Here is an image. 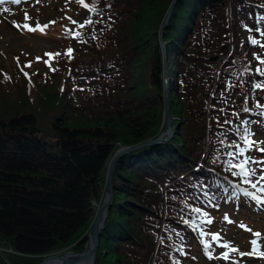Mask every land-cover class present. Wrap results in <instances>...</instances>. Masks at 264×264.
<instances>
[{
  "label": "trees",
  "instance_id": "16d2710c",
  "mask_svg": "<svg viewBox=\"0 0 264 264\" xmlns=\"http://www.w3.org/2000/svg\"><path fill=\"white\" fill-rule=\"evenodd\" d=\"M219 1L222 5V0H177L161 35L169 40L167 51L179 56V68L175 77L186 75L187 72L190 76L191 69L194 68L199 69L195 73L197 76L202 68H205L200 77L187 81L184 79V82L190 85L201 84L202 86L201 89L194 88L197 100L193 103V109L189 111L191 118L197 121L196 130L188 135L182 134L180 130L185 131L186 128L182 129L180 125L185 120L177 119L178 121H173L176 124L173 126L177 130L168 141L144 146L121 155L114 169L115 177L113 178L120 177L127 183L130 179L138 180V178L150 181V186L154 187V190L151 194L148 192L146 194L153 197L150 204L156 210L164 206L163 200L154 199L158 188L169 194L173 202L166 207L165 213L171 217L162 219L164 224L160 225L155 224L154 221L145 222L131 218L129 211V217L121 219L119 212L127 214L129 204L137 205L124 202L120 198L114 202L115 197L122 193L127 197L135 196L139 190L130 184L121 187L117 180L113 179V187L121 192L115 196L113 194V202L108 209L94 264H103L100 262L101 242L104 247L110 249V252H122L121 241L132 242L130 245L134 249L123 251V255L118 260L123 264H148L146 254L141 253L140 249L152 251L157 244L159 245L157 252L163 254L172 264H184L180 249L187 255L184 247L192 243L199 245L201 252L203 249L208 251L209 256L202 252V257L208 264H214V262L224 264L214 257L215 249L219 246L218 242L215 244L212 240L206 248L198 241V238L201 242L206 239V234L200 230V225L205 224L207 220H200L197 214H205L207 209L209 211L227 209L234 217L242 213L247 218L256 219V224L264 225V211L256 210L254 200L244 194L235 184L234 179L228 178L225 171H229L232 173L231 176L235 177L236 175H233L235 168H232V171L229 169L227 162L231 161V157L224 153L225 150H230V146L221 143L227 139L226 137H231L240 143L239 138L244 136L245 130L253 134L264 133V116L256 113L250 106L253 101L256 105H264L259 99L262 96L250 93L248 97H242L243 90L252 89L251 82L248 80L252 77L248 79L238 77L241 66L233 63L234 58H228L219 64L210 60H197L192 63L193 59H189L190 55L186 54V52L191 53L192 48H200L206 51V56H209L226 52L231 47L232 39L226 37L222 39L216 24L213 30L203 33L204 36L200 34L205 29L204 21L221 20L216 14L213 17L210 16V11ZM172 2L173 0H124L117 4L116 0H96L95 9L97 10L94 15L95 18L98 17L97 20L101 19L99 24L102 27L116 22L115 30L124 27V30L133 29L134 34L132 33L129 37L118 32L106 37L98 32V28H94L86 37L88 40L85 45L82 42L84 38H80V45L84 46L83 50L92 59L87 63L72 62L71 66L66 68V74L69 71L72 77L90 83L105 79L108 80V86L122 85L120 81L122 65L132 61L138 53L151 49L154 58L158 59V53L161 51L158 31L167 19V12ZM235 2V10H231L230 16H232L231 19L238 21V28L253 29L256 33L264 32V19H262L264 7L250 0H235ZM123 4L126 5L127 10H119V6ZM116 8L115 14L109 16L105 22L103 18L106 15L103 13ZM148 11L151 12L150 17L147 16ZM117 15L123 16L117 20ZM91 19L94 18L91 17ZM257 28L260 29L259 32L256 31ZM118 35L129 39L125 47L122 46L110 57L108 55L110 47H116L118 42L120 43ZM215 37L221 41L217 48H212L209 43ZM223 40L227 43L225 44ZM255 40L258 41V39ZM233 43L235 44L234 41ZM98 53H102L103 56ZM242 57L248 70L263 78L262 74L256 71L257 68L261 69L263 64L250 62L244 56ZM188 62L192 64L188 66ZM221 66L225 69L228 67L233 69L231 72L225 70L222 77L224 83L229 86L228 93L236 94L233 98L228 97L220 101L222 110H233L235 114L238 110L237 115L240 113L234 120L227 119L231 121L227 131L215 128L214 124L208 123L206 113H202L207 105H213V99L207 98L208 84L211 83L210 79H213V73H216ZM153 71L154 76L150 79L139 72L134 76L130 72L129 76L139 85L151 83L155 87H160L162 82L156 77L161 70L155 62ZM205 77L207 81L204 83ZM183 78L177 80L181 82ZM0 79H2L1 85L18 81L12 78L3 80L0 77ZM23 82L28 87L27 83ZM40 94L46 102H50L49 107H52L46 115L49 125L44 129L39 125V117L30 112V102L26 97L23 98L22 94L12 95L13 97L5 94L0 97L2 112L0 115V253H5L3 262L0 260V264L26 262L40 264L39 256H47L49 255L47 253L58 243L65 244L70 241L80 229L86 227L89 221L90 211L88 210L91 199L101 193L98 183L100 180L102 182L103 178L101 179L98 172L112 150L122 145L134 146L154 137L162 124L164 110L154 112V109H157L154 107L155 102L157 99L163 102L162 97L150 92L136 95L130 90L128 95L125 94L124 112L135 120L140 118L143 125V127L126 125L129 128L126 130H129L132 136L128 142L117 137L118 129L114 122L105 125L87 124L88 126L83 127L82 125L72 126V122L68 125L64 118L66 110L61 106L56 107L57 100L52 99L51 92L43 86ZM39 103L42 105V102ZM77 105L75 109L73 108L70 118L75 112L87 111L89 107H98L91 103ZM131 105L134 106L132 109L129 107ZM40 112L45 115V111ZM135 124L141 123L136 121ZM58 130L57 135H50ZM85 133L88 136L77 138L79 134ZM214 144H221L218 148L223 153L220 158L213 153ZM122 169L124 172L121 171ZM128 170L130 175H126ZM197 208L201 211L197 212L195 210ZM180 217L189 219L198 233L195 234L188 224L181 222L185 219ZM229 219L231 220L230 217ZM241 224L232 221L226 225L225 238L233 241L236 237L251 233L247 230L248 225L243 224L247 227L242 228ZM237 228L242 235L232 233ZM159 232L166 236H160ZM138 238L142 239L138 240ZM146 245L150 248L148 249ZM29 256H33L32 259L26 260L25 257Z\"/></svg>",
  "mask_w": 264,
  "mask_h": 264
},
{
  "label": "rangeland",
  "instance_id": "374dc122",
  "mask_svg": "<svg viewBox=\"0 0 264 264\" xmlns=\"http://www.w3.org/2000/svg\"><path fill=\"white\" fill-rule=\"evenodd\" d=\"M96 1V0H95ZM124 0H116L117 4L122 2ZM256 4L261 5L264 7V0H257L252 1ZM85 3L92 5L93 0H84ZM235 0H222V5L216 2V5L212 8V11H210V16L213 17L215 14L216 16H219L221 20H218V22H207L204 21L203 31L200 32V34H205L207 31H211L214 28V24H216L219 27V32L221 34V38L223 37L232 39V45L227 49L226 52L220 53V54H212L209 56H206V51L204 49L200 48H192L190 49L191 53L186 52L189 56V59H193L191 62H196L197 60H210V61H216V63H221L223 60H228V58H234L233 63L234 64H240L241 66V73L239 74V78L244 77L248 79V77H252L251 79H248L251 82L252 89H246L243 90L242 97H248V95L251 93L253 94H260L262 97L259 98L264 103V87L256 88V84L264 85V64L262 65L261 73L263 78L258 76L256 73L251 72L248 70V68L244 65L243 57L248 59L250 62H256L259 64H262L260 60H264V32L260 31L259 33L254 32L253 29L250 30H242L239 29L237 24L238 21H235L232 18L231 10H235ZM0 8H7L9 9L8 12L0 11V77L3 78V80L7 79H17L18 81L13 82L12 84H5L1 85L0 82V97H3L5 94L8 96L22 94L23 98L26 97V99L30 102V112L35 113L39 119V125L44 127L48 126V121L46 118V115L48 114V110L52 109L50 106V102H46L44 97L40 94L42 91V87L44 86L47 88L51 94L52 99H56L57 102L55 103L56 107L61 106L66 111L64 113L65 122L70 125V122H72V126L76 125H82L85 126L87 124L89 125H105L107 123H116V128L118 129V138H123L127 142L131 140L132 136L128 127H126L127 124H130L132 126L138 125V127H143L142 121L140 118H134L128 117V115L124 112L123 108L126 106L124 104V97L125 94L128 95V92L130 90L134 91L136 95H139L144 92H150L152 94H156L157 96H161L163 102H160L158 99L155 102V106L157 109H154L155 113H158L161 110H164L167 106L169 107V114L173 116V121H178L177 119L182 118L185 120L183 124H181V128H186L185 131L180 132L182 134H190L192 131L196 130L197 124H195L197 121L191 118V112L190 109H193V103H196L197 97L195 96L194 88H202L201 84H194L190 85V83H185L184 79L191 80L200 77L201 73L205 70V68H202L201 73L197 76H195V73L199 71L198 68L191 69V75L189 76V73L187 72L186 75H179L176 76L177 70L179 68L178 62H179V56L175 53H172L171 51H167V44L169 40L164 36H161V29L163 27V23L159 28V37L161 42V51L158 53V59L156 60L154 58L153 52L151 49H147L145 52L138 53L134 59L130 62H127L126 64L122 65V74L120 76V81L122 85L120 86H108V80L100 79L93 83L85 82L84 80H78L76 77H72L70 75V72L66 74V68L68 66H71L72 62H78V63H87L92 57L86 53L83 49L84 46L80 45L81 41L80 38H84V45L86 44V37L90 35V32L92 30L97 29L98 32L103 36H110L113 33L118 34V32L122 35L131 36L133 32V29L131 30H124V27H120L119 30L114 29L113 23L107 27H102L100 23V20H97L98 17L95 18V9L94 11H89L88 9H85L80 3H78V0H21V3L19 4H10L5 3L4 5H0ZM127 10L126 5H120L119 10ZM117 8L111 11H108L106 13H103L106 15L103 20L106 22L107 18L113 14H115ZM232 10V11H234ZM169 11V9H168ZM25 13H27L30 17L27 21H25ZM203 13V12H202ZM168 14V12H167ZM124 15V14H123ZM123 15H117V20L121 19ZM100 16V14L98 15ZM148 17L151 16V12L148 11L147 14ZM209 16V17H210ZM242 16V15H241ZM75 20L79 23L84 22L86 19L93 17L94 19H91L93 23L86 25L84 28H79L78 25H74L71 20ZM243 17V16H242ZM200 18V16H199ZM211 19V18H210ZM97 20V21H96ZM49 21H55V23H49ZM201 21V20H200ZM20 25V27L14 26V23ZM36 22H39L40 24H47L48 27L44 29L43 31L36 30V31H27L23 28V24L27 23L29 25L35 26ZM199 23V22H198ZM93 28V29H90ZM164 28V27H163ZM65 29L79 32V37H74L70 32H66ZM163 30V29H162ZM223 33V34H222ZM203 34V36H204ZM118 45L116 47H110L109 50V56L112 57L122 46L125 47L126 41L129 39L128 37H123L121 35L117 36ZM253 39H258L259 44H253L251 41ZM221 39L215 37L213 38L209 44H211L212 48H217L219 46ZM225 44L227 43L225 40H223ZM235 42V44L233 43ZM207 44V45H209ZM244 46V47H243ZM249 47L251 49H249ZM71 48L73 51L71 53V56H69L66 53V50ZM164 49V50H163ZM128 50V49H126ZM168 52L170 54H168ZM47 53H59V55L54 56V58L50 59L46 54ZM99 55L103 56L102 53H98ZM259 56L260 59L258 60L256 57ZM40 58L39 60L37 58ZM88 58V60H87ZM45 61H48V63H45ZM154 62L158 66V68L161 70V73L158 77H156L158 80H161L160 87H155L151 85V83L147 85H139V83L136 80L131 79L130 72H132V76H134L137 72L144 76H148V79H150L153 75V67ZM188 62L187 65L190 66L192 63ZM31 64V67H26V65ZM243 67V68H242ZM23 69V71H22ZM156 69V68H155ZM227 70V72H231L233 69L231 67H228L225 69L223 66L220 67V69L213 73V79L211 80V83L208 84L209 86V93L207 98L213 99V105L206 106L202 113H206V118L208 123L214 124L215 128H221L222 130H229V123H225L227 119H235L237 118L240 113L237 110V113L229 111V110H222V103H220L221 100L224 98L231 97L233 98L236 96V94L228 93L227 88L229 86L224 83L222 73ZM24 73H27L28 75L25 76ZM246 73V74H245ZM194 76V77H193ZM255 76V77H254ZM7 77V78H6ZM184 77V78H183ZM20 78V79H18ZM180 78V80L183 78L181 82H179L177 79ZM2 81V79H0ZM25 81L28 85H24ZM207 81V78L205 77L204 83ZM20 82V83H19ZM19 83L18 86H16ZM235 87V86H234ZM237 87V85H236ZM27 88V89H26ZM27 90V91H26ZM191 94V98H190ZM153 96V95H152ZM13 97V96H12ZM118 97V98H117ZM120 97V98H119ZM257 99V98H255ZM39 102H42V105H40ZM81 103H91L95 104L98 107H89V110L87 111H79L73 113L72 117L70 118L73 108L75 109L77 104ZM217 104V105H214ZM220 104V105H219ZM252 109L258 113L264 116V107H258L254 101L250 105ZM130 109H132L134 106H129ZM1 110V109H0ZM45 111V115H43L40 111ZM78 111V110H77ZM161 113V112H160ZM40 114V115H39ZM0 115H2V112L0 111ZM45 118L43 119V117ZM132 115V114H129ZM126 116V117H124ZM163 116V113H162ZM138 121L139 124H135V122ZM206 121V122H207ZM178 124V122H177ZM176 124L172 123L173 129L176 131L177 128L173 126ZM88 126V125H87ZM62 127V126H60ZM165 128V125L163 129ZM172 129V128H171ZM169 130L173 133L172 130ZM50 134V135H57ZM163 132V130H162ZM178 132V131H177ZM194 134V133H192ZM156 134L154 137L150 138L153 139L157 137ZM167 135V134H166ZM82 136H88V134H79L77 138H82ZM191 135L189 136V138ZM206 139V134L204 135ZM243 136H240L238 143L235 139L226 137L227 139L224 140V145L230 146V150H225L224 153L227 154V152H235V145H233V141H235V144H239L241 147H245L243 140ZM209 139V137L207 136ZM251 139L257 142H264V133H258L253 134L251 136ZM161 143V142H158ZM153 143V144H158ZM127 145H122V147ZM221 144L219 145H213V153L220 158V156L223 154L222 150L218 149L220 148ZM264 147V143H258L254 145L252 148L248 149L244 153V157L235 156L231 157L230 160L232 163H237L239 160L251 157L253 160H261L264 161V153L257 151V148ZM121 146L116 149H113L110 155L108 156V159L104 163V165L99 170V174L101 176V180L99 181L98 185H100V195L94 197L91 199L89 210L90 211V218L85 228L80 229L75 236L68 241L65 244L58 243L55 245L47 254V256H39L41 259L40 263L46 259L48 256H55L59 254H65L67 252H72L75 254H81L84 251V246H86L88 242V238L86 234L89 233L96 215L98 213V210L102 203L105 201V195L107 190V180H108V174L109 169L111 166V163L113 161V158L116 154H118V151L120 150ZM120 152V151H119ZM125 154V153H123ZM122 154V155H123ZM121 157V155L116 159L114 164V169L117 160ZM230 157V156H229ZM249 168L254 169L256 172L255 177H249L250 180H255L259 177L261 173L262 166L257 165L255 163L249 164ZM116 171L117 168H116ZM124 172V169L121 170ZM126 171V170H125ZM232 171V169H231ZM238 171V169H235L233 172ZM126 175H130L129 170L127 171ZM227 173L228 178L234 179L235 184L240 186H247L250 189H253L249 184L243 183L241 176L236 175L235 177H232L229 171H225ZM224 176H226L224 174ZM226 176V177H227ZM115 177V176H113ZM116 179L117 182L121 187H124L125 185H131L132 187L139 190L137 195L132 196H125V194L122 193V195H117L118 197H115L114 202H117V198H120V200L124 202H130L137 206H131L129 204V209L127 211V214H121L122 212H119L120 218L126 219L129 217L128 212L130 211L131 218L138 219L140 221L145 222H151L154 221L155 224H164L162 222V219L170 218V215H167L166 207L170 205L173 201L170 200L171 197L166 192H162L161 188H158L157 196L154 198L155 200H163L164 206L163 208L156 210L154 209V206L150 204V200L153 198L151 195H147L146 192L151 194L152 190H154V187L150 186V181L144 180V178H138V180H131L127 183L123 179L119 178H113ZM113 179L111 182L112 185V194H118L121 191H117L113 187ZM242 183V184H241ZM260 187H264V183L260 184ZM149 189L151 190L149 192ZM256 191V189H253ZM257 195L264 196V193L257 192ZM170 197V198H169ZM113 198V197H112ZM113 202V201H112ZM254 208L256 210L264 211V205H258L255 201ZM112 205V204H111ZM110 208V207H109ZM108 208V209H109ZM147 211V212H146ZM108 213V211H107ZM228 214V217L231 218V220L234 223H242L245 225H248L249 228L252 229L253 232H259L261 233L260 236H254L251 233H247L246 235H243L242 237H236L233 241H228L227 238H225L226 235V225H229L227 221H225L224 217L225 214ZM207 216L204 214H197L198 218L200 220H207L211 219V223H205L200 225V230H203L204 234H206V239H203V242L200 241V238H198V241L200 242L201 246L205 247V242L208 244L211 243L212 239V233L218 232L221 236L218 240H213V242H218L220 250H217L219 253L227 251L222 245L224 243H230V247H235L239 251L238 252H231V255L234 257H238L240 259V262L244 263V260H246L247 256H241L239 254L240 251L242 252H249L252 249L251 241L253 239L257 240L258 248L260 251H264V225L256 224L255 220L252 218L245 217L244 214H240V216L234 217L230 211H227V209L222 210H211L209 211L207 209ZM184 222L189 225V227L193 228V231L198 233V230L193 226V223L187 218ZM178 222H180L178 220ZM262 226V227H261ZM239 228L236 230H233V234H239L242 235L239 231ZM160 236L166 234H163L161 232L158 233ZM199 236H201L199 234ZM142 238H138V240H141ZM130 243L128 241H121V248L122 252L119 251H112L110 252V249L103 246V243L101 242L102 249H99L102 254H100V262L103 264H123L119 262V258L123 255V251L125 249L134 250L131 248ZM97 244L99 245V240L97 241ZM137 245V244H136ZM186 246V244H184ZM146 247L149 249L150 247L146 245ZM155 248H157L155 250ZM186 249L187 255L184 254V252L180 249V251L183 253L182 260L184 264H208L205 259L202 257L201 247L197 245L196 243L190 244L188 247H184ZM159 249V245H155L154 249L152 251H148L147 249H140L141 253L143 252L146 254L147 263L148 264H172L170 260H168L163 254L158 253L157 250ZM97 251V250H96ZM140 253V255H141ZM96 255V254H95ZM3 256H5L4 252L0 253V260L3 262ZM33 256L25 257L26 260L32 259ZM96 261V257L95 260ZM264 262V260H261ZM214 262V261H213ZM222 263L221 261H219ZM21 264V263H20ZM23 264H28L23 263ZM215 264V262H214ZM219 264V263H217ZM245 264H258V263H251L249 261H245ZM262 264V263H260Z\"/></svg>",
  "mask_w": 264,
  "mask_h": 264
},
{
  "label": "snow or ice",
  "instance_id": "6c2138e0",
  "mask_svg": "<svg viewBox=\"0 0 264 264\" xmlns=\"http://www.w3.org/2000/svg\"><path fill=\"white\" fill-rule=\"evenodd\" d=\"M5 3H10V4H19L21 3V0H0V5H4ZM78 3H80L85 9H88L89 11H94L95 10V0H93V4L89 5L87 3L84 2V0H78ZM0 11L3 12H8L9 9L7 8H0ZM28 19H30L29 15L27 13H25V21H27ZM69 19L71 20V18L69 17ZM264 19V18H262ZM71 22L74 25H78L79 28H84L86 25H89L91 23H93V21L88 18L86 19L84 22L79 23L75 20H71ZM14 26L20 27L19 24H17L16 22H13ZM49 23H55V21H49ZM48 27L47 24H40L39 22H36L35 26L33 27L32 25H29L27 23L23 24V28L27 31H36V30H40L43 31L44 29H46ZM66 32H70L74 37H79L80 33L79 32H75V31H71L68 29H65ZM257 32L260 31L259 28L256 29ZM253 44H259V41L253 39L251 41ZM262 47H264V45H262ZM72 49L69 48L66 50V53L71 56L72 53ZM50 59L54 58V56L59 55V53L53 54V53H47L46 54ZM258 60L260 59L259 56L256 57ZM38 60L40 59L39 57L37 58ZM260 62L262 64H264V60H260ZM45 63H48V61H45ZM26 67H31V64L29 63L28 65H26ZM23 71V69H22ZM257 72H261L262 69L257 68L256 69ZM25 76H27V73H24ZM7 78V77H6ZM256 88H261L264 87V85L261 84H256L255 85ZM258 107H264V105H257ZM245 111H247V109H245ZM225 123H231V121H225ZM252 133L250 131L245 130V134L242 137L243 143L245 145V147H241L239 144H235V141H233V145H235V152H227V155L230 157H235V156H240V157H244V153L252 148L254 145L258 144V143H264V142H257L254 141L253 139H251ZM221 143H224V141H221ZM232 146V145H230ZM257 151L264 153V147H259L257 148ZM228 166L229 169L235 168L238 169V171L233 172V175H239L241 176L242 182L249 184L253 189H256V192H249L247 189H244V194L247 196H250L258 205H264V196L261 195H257V192L259 193H264V187H259V185L261 183H264V161L261 160H253L251 157H246L243 158L241 160H239V162L237 163H232L231 161H228ZM255 163L257 165H261L262 169H261V173L259 175V177L255 180H250L249 177H255L256 176V172L254 169H251L248 167L249 164ZM197 212H200L201 210L199 208L195 209ZM205 216H207V214H204ZM225 221H227L228 223H232V221L229 219L228 214H225L224 217ZM207 223H211V219H207L206 221ZM240 227L245 228L247 226L241 224ZM249 232H252V234L254 236H260L261 233L259 232H253L252 229L248 228L247 229ZM212 239L213 240H218L219 239V234L218 233H212ZM252 245V250L249 252H242L240 251L239 254L241 256H252V255H258L261 258H264V251H260L258 248V243L257 240L253 239L251 242ZM225 249H227V251L223 252L221 255L223 256L224 259H228V253L229 252H238L239 250L235 247H230L228 243H224L222 245ZM205 247H209V244L207 242H205Z\"/></svg>",
  "mask_w": 264,
  "mask_h": 264
},
{
  "label": "water",
  "instance_id": "95a60500",
  "mask_svg": "<svg viewBox=\"0 0 264 264\" xmlns=\"http://www.w3.org/2000/svg\"><path fill=\"white\" fill-rule=\"evenodd\" d=\"M175 2H176V0H173L171 6L169 8L168 13L172 10ZM164 26H165V24H163V27ZM163 27H162V29H163ZM162 29H161V32H162ZM168 108L169 107H168V102H167V106L165 108L166 126L163 129V132L161 131V133L159 135H157V137H155L153 139H149V140H147V141H145L139 145H136L133 147H127V146L121 147L119 151L121 153H124L127 151L138 150V149L142 148L141 146L150 145L153 143L163 142V141L167 140L168 137H170L172 134V132L169 131L171 129V116L169 114ZM166 134H168V136ZM117 156L118 155L116 154L115 157L113 158V161H112L110 169H109L105 201L100 206L98 213L96 215L95 221H94L89 233L86 234V236L88 238V242H87L86 246H84V251L81 254H76V255H79L76 264H93L94 263L93 257L95 256V252H96V249L98 246L97 241L99 240V237H100L99 234H100L101 229H102V225H103V222H104V219L106 216L108 205L112 201L113 195H112L111 182L113 179L114 162H115ZM71 253L72 252H67L65 254L63 253V254H59V255H55V256H49L46 259H44L41 264H43L46 260H52V259H56L57 261H55L54 263H52V261H51V264H59L65 258V256H67L68 254H71ZM65 263H67V262H65Z\"/></svg>",
  "mask_w": 264,
  "mask_h": 264
},
{
  "label": "bare ground",
  "instance_id": "6f19581e",
  "mask_svg": "<svg viewBox=\"0 0 264 264\" xmlns=\"http://www.w3.org/2000/svg\"><path fill=\"white\" fill-rule=\"evenodd\" d=\"M176 2H177V0H176ZM175 2V3H176ZM174 3V4H175ZM170 14H171V11L168 13V16H167V19H166V21H165V26H166V24H167V22H168V19H169V17H170ZM164 26V27H165ZM160 35H162V32L160 33ZM121 152H118V156H117V158L120 156V155H122L123 153H121ZM125 153V152H124ZM116 158V159H117ZM116 161V160H115ZM114 164H115V162H114ZM113 176H114V170H113ZM259 187H260V185H259ZM113 197V196H112ZM112 201H113V198H112ZM112 201L110 202V204L108 205V208L111 206V204H112ZM108 208H107V211H108ZM106 217H107V212H106V216H105V219H104V222H103V225H102V229H101V232H100V234H99V236H101V234H102V232H103V229H104V225H105V221H106ZM99 239H100V237H99ZM228 244H230L229 242H228ZM97 248H98V246H97ZM97 250V249H96ZM95 254H96V252H95ZM51 256V255H50ZM78 256L79 255H76V254H74V253H71V254H68L67 256H65V258L59 263V264H76V262H77V260H78ZM49 257V256H48ZM47 258V257H46ZM94 258V260H95V256L93 257ZM51 261H52V263H54L55 261H57L56 259H52V260H46L43 264H51ZM247 261H249V262H257L258 260H255V259H247ZM43 262V261H42ZM41 262V263H42ZM65 262H67V263H65ZM40 263V264H41Z\"/></svg>",
  "mask_w": 264,
  "mask_h": 264
}]
</instances>
